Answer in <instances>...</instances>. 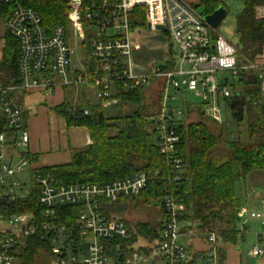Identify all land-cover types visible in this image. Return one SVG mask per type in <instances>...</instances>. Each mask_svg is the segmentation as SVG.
Here are the masks:
<instances>
[{
  "label": "built area",
  "instance_id": "1",
  "mask_svg": "<svg viewBox=\"0 0 264 264\" xmlns=\"http://www.w3.org/2000/svg\"><path fill=\"white\" fill-rule=\"evenodd\" d=\"M52 1L66 2L67 28L57 25L49 30L34 8L23 6L20 0H0L4 35L19 44L21 77L20 86L0 87V116L5 127L0 132V264H22L20 253L34 238L48 246L46 264H220L221 250L227 257L225 243L217 233L202 235L191 228L188 212L173 190L165 187L157 200L161 228L150 240L141 239L127 228L122 216L109 210L121 199L137 198L150 181L162 179L157 177L160 172H140L103 184L65 183L36 168L28 152L25 116L13 93L41 91L50 96L57 87L93 88L98 102L109 99L103 104L106 109L120 103L119 90L146 93L155 87L161 99L150 118V128L154 144L170 166L167 181L179 183L186 174L178 155L181 126H186L189 115L195 112L223 126L225 100L232 96L225 73L239 79L245 72H255L264 110V59H247L187 0ZM135 10V18L144 19L148 32L163 27L171 41L165 63L152 61L141 72L133 58L131 17ZM74 47L86 51L77 65L72 62ZM89 61L93 65L89 66ZM173 91L193 94L200 100L198 107L187 105L185 111L174 107L169 103L177 99ZM83 110L89 114L85 107ZM24 173H28L27 180L18 181L17 176ZM30 198L35 210L10 213V204ZM76 207L79 213L73 226L57 220L64 216L57 214L59 209ZM238 216L241 221L246 218L239 227L244 233L249 219L261 221L264 228V212L242 207ZM134 235L137 241L129 243ZM185 237L205 244L193 250L183 242ZM257 237L264 245V232ZM263 255L260 245L250 253L251 257Z\"/></svg>",
  "mask_w": 264,
  "mask_h": 264
},
{
  "label": "trees",
  "instance_id": "2",
  "mask_svg": "<svg viewBox=\"0 0 264 264\" xmlns=\"http://www.w3.org/2000/svg\"><path fill=\"white\" fill-rule=\"evenodd\" d=\"M23 6L37 10L45 28L51 30L57 25L68 27L67 6L64 1L52 0H20ZM243 10L236 17L237 46L251 62H259L264 58V0H243ZM194 7L208 16L224 6L219 0H199ZM227 10V9H226ZM0 11L2 8L0 7ZM229 12V11H228ZM136 10L131 17L132 36L145 35L144 19L135 18ZM6 43L0 61V87L20 86L19 44L11 36L5 35ZM87 42L85 43V45ZM93 65V62L88 63ZM238 84H233L232 96L225 100V112L229 116L228 123L240 126L246 121V131L242 136L231 139L227 127L221 126L218 134H214L203 122L181 126L179 133L181 143L178 155L186 169L185 178L181 182L167 181L170 166L166 157L154 144L150 118L155 106L161 99L156 90V100L148 98L141 91L119 90L117 98L121 105H130L135 110L129 114L108 117L104 102L87 103L84 107L89 111L84 114L82 106H73L69 102L53 110L64 117L68 127H84L88 130L91 145L73 150L71 162L64 165L40 168L53 174L65 183L92 182L106 183L124 179L147 172L162 178L150 181L147 188L137 198L121 199L109 210L122 216L128 212L130 204L136 207H150L164 193L165 187L181 199L186 211L187 220L199 234L217 233L223 243L237 245L244 240V232L239 228L241 219L238 216L243 207L236 195V185L252 171H264V110L258 99V78L255 72L243 73ZM15 93H13L14 95ZM227 122L225 124H227ZM4 119L0 116V132L5 131ZM230 138V139H229ZM33 163L36 157L30 155ZM33 198L27 201L18 200L10 204V213H21L35 210ZM79 208H61L57 211L58 221L73 226ZM123 217V216H122ZM127 228L136 231L145 239H153L161 228L158 224L136 222L124 219ZM137 241V235L129 243ZM220 264L226 260L221 250ZM48 246L39 238L27 242V248L20 253L22 264H46Z\"/></svg>",
  "mask_w": 264,
  "mask_h": 264
},
{
  "label": "rangeland",
  "instance_id": "3",
  "mask_svg": "<svg viewBox=\"0 0 264 264\" xmlns=\"http://www.w3.org/2000/svg\"><path fill=\"white\" fill-rule=\"evenodd\" d=\"M193 5H197L199 0H187ZM223 2L224 6L227 9L225 13V17L221 20L218 26V32L227 38L229 41L237 44V38L235 37L236 31V17L243 10V0H219ZM201 11V10H200ZM229 11V12H228ZM147 30V29H146ZM71 32V31H69ZM4 21L0 19V57L1 51L4 42ZM134 49H133V58L137 65V70L139 72L143 71L148 63L152 61H156L159 65H163L165 63L166 57L170 54V44L168 35L160 30L158 32H148L146 31L145 35H140L134 40ZM75 53L72 56L73 64L77 65L79 59L86 56V51H80L77 47H74ZM264 59V58H263ZM224 78L229 79L230 84L233 85L238 84L239 81L237 78H233L230 73H225ZM67 91V96L72 97L74 95V91L76 92L77 88L75 86H69L65 88ZM41 92V91H40ZM43 93V92H41ZM174 97L177 99L175 101L170 100L169 103L173 104L174 107L185 111L187 105H195L198 107L200 100L198 98H194L195 96L188 92L177 91L171 92ZM44 94V93H43ZM146 95L148 98L152 100H156L158 94H156L155 87H151L147 90ZM44 98L42 94L40 96H35L33 99H27L25 104H28V101H31V104L34 105L33 112L36 113L38 107L35 105L39 99ZM71 104V103H70ZM72 105V104H71ZM42 106H46V104H42ZM158 106V105H157ZM117 109L118 111H115ZM120 107L115 106L113 109L106 108V114L110 118L120 116L119 113ZM135 110L133 106L124 105V113L125 115H129ZM157 110L155 106L154 110L151 112L154 113ZM230 121L229 116L224 114V126L227 128V133L230 132V138L235 139L239 135L242 136L246 131V121L242 123L240 126L237 124L228 123ZM203 122L208 126L211 131L216 135L220 132L221 126L209 120L207 117L202 115L201 113L195 112L189 115L187 124ZM227 122V124H225ZM231 122V121H230ZM63 136V135H62ZM244 136V135H243ZM229 138V139H230ZM28 173H24L20 176H17V180L23 182V180H27ZM236 195L242 202V206L247 208L249 212H264V171H252L245 179L239 180L236 185ZM123 218L130 221L132 224L136 222H144V223H152L158 224L162 217V211L159 203H154L150 207L139 206L136 207L133 204L128 206V212L124 213ZM246 222V218H244L241 223ZM261 221L251 220L246 223L247 230L244 233V240H240L237 245H228L225 244V251L227 252V257L225 263L223 264H264V255L259 257H251L250 253L253 250L255 245H260L264 249V245L259 242L258 235L264 232V228L262 226ZM141 239H144V236L139 235ZM185 244L202 246L204 241L200 239H195L193 237H185L182 239ZM142 242V241H140ZM205 244V242H204Z\"/></svg>",
  "mask_w": 264,
  "mask_h": 264
},
{
  "label": "crops",
  "instance_id": "4",
  "mask_svg": "<svg viewBox=\"0 0 264 264\" xmlns=\"http://www.w3.org/2000/svg\"><path fill=\"white\" fill-rule=\"evenodd\" d=\"M5 34V29H4ZM3 34V35H4ZM2 51L4 49L6 39L4 36ZM2 51L0 61L2 59ZM77 88V87H76ZM42 94L43 99L35 102L38 110L33 112L34 105L27 99H33L35 96ZM17 106L22 110L26 120V127L30 135L28 152L36 157L37 162L34 163L36 168H46L68 164L72 159L73 150H79L91 145L89 132L84 127H68L64 117H60L53 110L60 106L63 102H69L73 106L80 105L84 107L87 103H99L96 97V91L93 88H77L72 97L67 96L64 87H57L54 92L47 96L40 91L23 92L18 91L14 95ZM42 104H48L47 107ZM115 106L120 107L119 113L124 112V105L109 106L107 109H113ZM115 111H118L115 109ZM134 111V110H133ZM63 135V136H62ZM91 143H90V142ZM200 246L191 245L193 250Z\"/></svg>",
  "mask_w": 264,
  "mask_h": 264
},
{
  "label": "water",
  "instance_id": "5",
  "mask_svg": "<svg viewBox=\"0 0 264 264\" xmlns=\"http://www.w3.org/2000/svg\"><path fill=\"white\" fill-rule=\"evenodd\" d=\"M226 12L227 10L224 7H220L212 15L206 16L205 20L212 28H218L217 25H219L221 20L225 17ZM159 29L164 30L163 27H159Z\"/></svg>",
  "mask_w": 264,
  "mask_h": 264
}]
</instances>
